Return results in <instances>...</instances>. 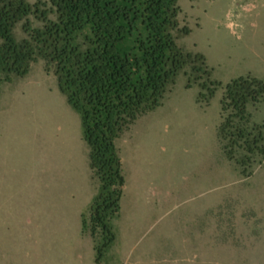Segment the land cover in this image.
Wrapping results in <instances>:
<instances>
[{
    "label": "rangeland",
    "instance_id": "rangeland-1",
    "mask_svg": "<svg viewBox=\"0 0 264 264\" xmlns=\"http://www.w3.org/2000/svg\"><path fill=\"white\" fill-rule=\"evenodd\" d=\"M177 6L189 31L173 33L177 45L201 54L219 86L198 99L179 73L161 106L115 141L124 186L98 261L80 229L98 181L78 115L42 60L0 85V264H264V155L239 165L241 150L230 160L217 140L224 86L264 79V0ZM14 34L25 37L20 25ZM246 111L264 123V99Z\"/></svg>",
    "mask_w": 264,
    "mask_h": 264
},
{
    "label": "trees",
    "instance_id": "trees-1",
    "mask_svg": "<svg viewBox=\"0 0 264 264\" xmlns=\"http://www.w3.org/2000/svg\"><path fill=\"white\" fill-rule=\"evenodd\" d=\"M178 0H0V85L29 73L38 60L52 71L57 89L78 115L88 167L98 181L80 217L81 232L94 243L96 261L114 241L124 186L115 141L140 117L161 106L179 73L199 98L213 97L204 57L179 47ZM40 23L33 27L32 21ZM20 25L25 35L16 39ZM205 92V93H202ZM264 99V79L239 77L224 86L217 140L228 159L244 163L264 155V123L250 125L246 107Z\"/></svg>",
    "mask_w": 264,
    "mask_h": 264
}]
</instances>
